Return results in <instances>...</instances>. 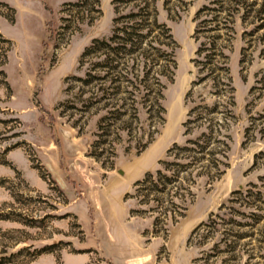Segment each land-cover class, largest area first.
<instances>
[{
    "label": "rangeland",
    "instance_id": "374dc122",
    "mask_svg": "<svg viewBox=\"0 0 264 264\" xmlns=\"http://www.w3.org/2000/svg\"><path fill=\"white\" fill-rule=\"evenodd\" d=\"M136 3L0 0V264H264V0L231 39L219 31L229 73L206 78L196 51L212 34L198 41L197 12L226 18L209 0L156 2L172 74L136 54H84ZM202 133L213 156L174 200L182 216L163 221L134 183Z\"/></svg>",
    "mask_w": 264,
    "mask_h": 264
},
{
    "label": "trees",
    "instance_id": "16d2710c",
    "mask_svg": "<svg viewBox=\"0 0 264 264\" xmlns=\"http://www.w3.org/2000/svg\"><path fill=\"white\" fill-rule=\"evenodd\" d=\"M116 1L117 0H113V3ZM135 1L137 3L133 5V9L129 11L128 15L114 17V28L111 36L103 40H93L91 45L86 48L84 54L96 53L99 50H103L107 57L111 56V61H114V57L119 54H136V56L145 59L149 58L151 60L149 66L147 63L145 64L148 71H151V68L153 69L156 67V74L164 75L165 70H169L172 74L176 66L174 58L176 43L173 39L170 28L165 23L158 21V13L155 5L159 0ZM177 1L181 2L182 0ZM170 2L171 0H162L163 5H168ZM255 2L256 0H209V4L219 5L218 11L225 12L226 18L222 23H217L216 17L206 21L199 20V16L203 10L207 9L214 11L216 9H209L207 5H204L198 10V24L195 31L196 38L198 36V41H200L199 37L205 32L212 34L209 37V41H200V46L196 51L198 57H201V55L206 52L201 59L202 61H200L202 69L207 68V70H209L204 78L207 76L209 77V75L211 76V74H214L213 77H215L216 75H220L221 72H224L227 76L229 73L227 66L228 55L224 52L226 45L219 41L222 37L219 31H226L225 34L227 35V38L231 39L232 34L234 33V18L240 12L242 13V18L249 15L252 12ZM114 9L117 13L118 10L116 6ZM255 13H257V15L264 13V8L258 9ZM257 28L258 25L255 29ZM215 63H217V65ZM116 67L117 64L108 67V71L115 70ZM117 81L118 79L115 82ZM141 81H144L143 78L140 82ZM156 82H159L158 78H156ZM225 82L230 86L231 82L229 77H226ZM160 96V92L157 90V99ZM155 106L158 110L154 108V112L158 113L159 111L160 114L163 111V108L159 104L154 105V107ZM202 137H206L204 141H201L196 137L194 139H187L182 145H174L169 149L167 159L160 161V167L158 169L154 172L145 173L140 180H137L134 183V192L137 193V198H139L138 204L147 205L151 201L155 202L154 207L150 208L154 212H159L163 221L166 219L175 220L177 216H182L179 211L180 209L178 210V208L182 207L174 202V200L179 199V202H183L184 198L182 196H185L187 191L185 184L189 182L187 180L191 173L198 169V162L203 160L204 156L207 154L213 156V151L209 149L210 142L209 138H207L209 137V134L202 133ZM198 153H200V156L202 157H198ZM211 163V166L217 168L219 164L221 165V162L218 161V159H212ZM211 166L209 165L208 168L207 165H204L202 169L204 168L203 170L209 173L213 170ZM173 184H177L180 190L183 188V193L173 192ZM241 193L242 192L240 191L237 192L239 195H241ZM247 193H249V191ZM150 196H152V199L149 198ZM161 198H168L170 206L169 208L166 207L162 211H159L157 210V203L161 201ZM231 202L237 201L234 200ZM221 208H223V206ZM200 226H198V228Z\"/></svg>",
    "mask_w": 264,
    "mask_h": 264
}]
</instances>
